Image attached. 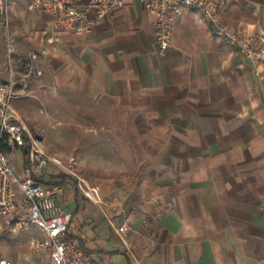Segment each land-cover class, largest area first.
I'll use <instances>...</instances> for the list:
<instances>
[{
  "label": "crops",
  "instance_id": "1",
  "mask_svg": "<svg viewBox=\"0 0 264 264\" xmlns=\"http://www.w3.org/2000/svg\"><path fill=\"white\" fill-rule=\"evenodd\" d=\"M223 19L264 38V0H228ZM7 34L15 52L10 67L0 41V83L19 76L31 53L42 72L29 95L13 101L18 116L20 100L52 91L113 103L161 136L146 149L148 180L120 193V203L111 198L96 209L67 182L59 200L71 214L69 238L105 264H264V62L238 55L189 10L174 25L171 47L159 53L154 18L138 0H125L85 36L57 28L34 0H17ZM10 161L19 171L27 167ZM171 187L182 190L176 208L160 218L145 203V189L164 194ZM16 262L49 259L26 254Z\"/></svg>",
  "mask_w": 264,
  "mask_h": 264
},
{
  "label": "built area",
  "instance_id": "2",
  "mask_svg": "<svg viewBox=\"0 0 264 264\" xmlns=\"http://www.w3.org/2000/svg\"><path fill=\"white\" fill-rule=\"evenodd\" d=\"M78 0H34V6L54 16L55 26L63 31L85 36L101 20L124 5L125 0H88L78 8ZM143 9L154 18V38L159 53L173 43V29L177 19L189 10L198 13L213 34L239 55L253 63L264 62V38L240 33L223 19L228 0H138ZM17 0H0V23L8 31L9 20ZM94 10L93 17L88 12ZM15 52V41L7 34L6 54L9 66ZM37 54L31 53L19 76L0 83V219L13 230L38 229L44 241H33L36 253H46L48 264H105L94 254L86 252L77 239L68 236L71 214L66 212L60 197L59 185L46 186L35 181L47 166L39 141L34 138L24 121L12 109L14 100L29 95L34 79L42 76L36 65ZM27 142V167L19 171L10 161L9 151L20 149ZM55 163L59 161L53 159ZM86 199L98 204L102 200L96 189L84 191ZM126 225L118 228L126 230ZM3 264H13L5 261Z\"/></svg>",
  "mask_w": 264,
  "mask_h": 264
},
{
  "label": "rangeland",
  "instance_id": "3",
  "mask_svg": "<svg viewBox=\"0 0 264 264\" xmlns=\"http://www.w3.org/2000/svg\"><path fill=\"white\" fill-rule=\"evenodd\" d=\"M5 39V29L0 23V41ZM17 111L48 158L47 166L34 175L35 181L42 178L49 184L40 183L56 184L62 189L69 182L80 201L102 210L108 206V199L117 198L116 203H120L123 200L120 193L135 192V186L148 180V175L142 173L150 160L146 149L151 143H158L161 136L140 115L124 116L113 103L98 105L66 94L58 96L52 91L20 100ZM151 138L158 139L151 141ZM10 159L17 163L24 161L17 149L11 150ZM92 188L99 193L101 203L85 198L84 191ZM145 190L148 196L145 203L154 205L160 218L176 208L174 197L182 191L175 187L166 189L164 194ZM33 241H44L38 229L13 230L0 219V264L3 260L19 264L16 258L26 254L49 259L46 253L34 251Z\"/></svg>",
  "mask_w": 264,
  "mask_h": 264
},
{
  "label": "trees",
  "instance_id": "4",
  "mask_svg": "<svg viewBox=\"0 0 264 264\" xmlns=\"http://www.w3.org/2000/svg\"><path fill=\"white\" fill-rule=\"evenodd\" d=\"M28 149H29V146H28L27 142L25 143V145L23 147H21L19 149V151L21 152V154L23 156V159H24V162H25L26 165H27ZM36 180L39 181V182H43L45 184H49V181H44V180H42V178H39V179H36Z\"/></svg>",
  "mask_w": 264,
  "mask_h": 264
}]
</instances>
